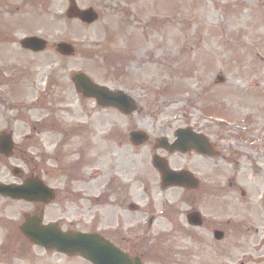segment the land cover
Returning a JSON list of instances; mask_svg holds the SVG:
<instances>
[{"label": "rangeland", "instance_id": "obj_1", "mask_svg": "<svg viewBox=\"0 0 264 264\" xmlns=\"http://www.w3.org/2000/svg\"><path fill=\"white\" fill-rule=\"evenodd\" d=\"M68 1L0 0V32L5 35L0 36V56L3 62L5 56H13L30 65L15 94L22 108L9 113L26 116L13 127L17 133L26 130L28 118L51 113L52 97L44 105L35 99L53 80L58 85L55 97L63 100L66 125L81 126L88 129V136H96L92 145L97 148L99 173L117 170L120 163L128 176L137 177L150 164V148L130 146L126 158L116 159L124 151L108 141L109 129L123 125L146 129L153 139L171 138L173 130L187 126L204 134L219 152L213 162L191 165L198 177L236 182L235 191L227 193L233 205L227 207L226 218L240 214L241 190L260 202L264 197V0H73L79 9L90 7L98 13L97 22L89 26L65 18ZM27 36L47 41V50L39 55L21 51L18 41ZM58 42L70 43L74 55L57 56L53 46ZM105 42L118 55L114 60L104 58ZM0 70L9 75L4 63ZM78 72L128 92L139 111L127 119L81 99L70 81ZM218 75L223 84H214ZM6 91L2 89L4 97ZM6 107L7 102H1L0 129L7 130L11 115H5ZM85 137L83 133L75 138L72 147L84 144ZM60 151L69 163L67 148ZM170 165L185 167V162L170 160ZM243 171L246 181L240 182ZM229 242L225 264H233L236 257Z\"/></svg>", "mask_w": 264, "mask_h": 264}, {"label": "flooded vegetation", "instance_id": "obj_2", "mask_svg": "<svg viewBox=\"0 0 264 264\" xmlns=\"http://www.w3.org/2000/svg\"><path fill=\"white\" fill-rule=\"evenodd\" d=\"M5 57L3 62L0 56V65L5 64L9 75L0 70V107L6 101L8 115L22 108L16 104L19 98L15 94L20 79L27 75L29 63L22 58ZM56 87V82L49 80L36 95L43 105L52 97L50 114L28 118L26 130L19 135L13 127L26 116L11 113L9 129H0V185L21 188L17 196L0 194V264H67L74 259L77 264H88L80 257L69 258L39 244L45 242L43 231L50 225H56L61 232L95 235L109 248L138 258L142 264H225L228 239L236 250L233 264H264V197L259 202L256 196L241 190L237 201L240 214L227 219L225 211L233 205L228 202L227 193L235 191L236 182L198 177L193 168L201 160L213 162L219 156L216 145L209 140V153L213 156L193 150L170 153L158 145V139L166 138L161 135L133 147L150 148V164L140 176H128L120 163L117 170L99 173V156L92 145L97 143L96 136H88V129L83 131L81 126L66 125L61 113L63 100L55 97ZM2 89H8L6 97ZM123 128H111L106 135L109 142L124 151L115 157L119 160L129 154V133L135 130L128 125ZM83 133L86 142L73 148L72 141ZM2 137L12 142L8 155L3 154ZM50 137L57 138V142ZM66 148L69 163L64 162V150L62 154L60 151ZM154 157L172 171L193 174L183 180L188 186H164L151 164ZM170 160L185 162V167L173 168ZM27 220V231L36 232L31 238L22 232Z\"/></svg>", "mask_w": 264, "mask_h": 264}, {"label": "water", "instance_id": "obj_3", "mask_svg": "<svg viewBox=\"0 0 264 264\" xmlns=\"http://www.w3.org/2000/svg\"><path fill=\"white\" fill-rule=\"evenodd\" d=\"M65 16L68 19H77L84 24H92L97 20V14L92 9L81 11L76 7L75 3L72 0L69 1V6L67 8ZM21 45L23 48L32 51H41L45 48V42L38 38L24 39L21 42ZM56 51L59 54L65 56H70L73 54L72 47L64 43L57 44ZM72 80L75 84V88L77 92L81 93L83 97L95 98L97 104L103 108L115 107L124 113H130L134 110L133 105L126 99L124 95H122L121 93H111L105 88L98 87L94 85L84 75H76L72 78ZM218 80L221 81L220 78ZM131 137H134L137 140V142L145 141V138L142 134L135 133L132 134ZM178 137L181 140L180 143L182 142V145L184 147L190 145L196 148L199 152H205L203 149L204 148L203 145L194 136L188 139H184L181 133H179ZM174 146H172L171 148H176V146L175 147ZM157 168L161 170L162 175L165 178L175 179V178H185L187 176V174L185 173L175 174V173L165 172L163 169H161L160 166L158 167V165ZM8 190L10 189H6L5 191L7 192ZM0 191L3 192L2 189H0ZM9 192H13V190H10ZM50 231H51L50 244L52 245L53 241L57 242L56 244L53 243L55 248H57L62 252H65L68 255L79 254L86 260L90 262H94L88 244L91 241L90 236L66 234L65 239L64 240L60 239L58 242V239L56 237H53L54 234L52 233L51 228ZM112 258L105 259L106 261H109V262H105V264H118V262H122V264H140L138 261H134L127 257L123 259L121 258L119 259L117 258V256H115V258L114 257Z\"/></svg>", "mask_w": 264, "mask_h": 264}, {"label": "bare ground", "instance_id": "obj_4", "mask_svg": "<svg viewBox=\"0 0 264 264\" xmlns=\"http://www.w3.org/2000/svg\"><path fill=\"white\" fill-rule=\"evenodd\" d=\"M245 177H246V172L243 171V172L241 173V175H240V178H241V180H244Z\"/></svg>", "mask_w": 264, "mask_h": 264}]
</instances>
